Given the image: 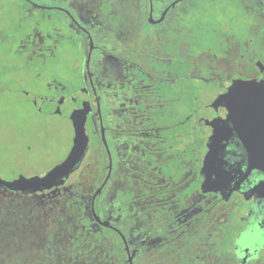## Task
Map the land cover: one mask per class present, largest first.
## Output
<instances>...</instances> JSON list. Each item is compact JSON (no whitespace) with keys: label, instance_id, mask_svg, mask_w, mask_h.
<instances>
[{"label":"flooded vegetation","instance_id":"1","mask_svg":"<svg viewBox=\"0 0 264 264\" xmlns=\"http://www.w3.org/2000/svg\"><path fill=\"white\" fill-rule=\"evenodd\" d=\"M3 63L82 155L0 200L81 212L82 264H264V172L218 104L264 86V0H0Z\"/></svg>","mask_w":264,"mask_h":264},{"label":"trees","instance_id":"2","mask_svg":"<svg viewBox=\"0 0 264 264\" xmlns=\"http://www.w3.org/2000/svg\"><path fill=\"white\" fill-rule=\"evenodd\" d=\"M81 212L48 216L30 198L0 200V264H82Z\"/></svg>","mask_w":264,"mask_h":264},{"label":"rangeland","instance_id":"3","mask_svg":"<svg viewBox=\"0 0 264 264\" xmlns=\"http://www.w3.org/2000/svg\"><path fill=\"white\" fill-rule=\"evenodd\" d=\"M5 68L8 64H1L0 73ZM4 79L0 91V180L35 177L63 159L68 130L55 120L34 115L25 100L12 92L19 87L9 84L8 76Z\"/></svg>","mask_w":264,"mask_h":264},{"label":"water","instance_id":"4","mask_svg":"<svg viewBox=\"0 0 264 264\" xmlns=\"http://www.w3.org/2000/svg\"><path fill=\"white\" fill-rule=\"evenodd\" d=\"M220 107H225L224 114L233 124L239 139L249 154L250 167L264 172V86L250 88L239 79L218 98ZM72 141L67 156L60 164L50 169L39 178L21 179L14 177L1 182L11 191H42L56 185L66 177L82 155V138L73 126ZM129 264L131 260L129 259Z\"/></svg>","mask_w":264,"mask_h":264}]
</instances>
